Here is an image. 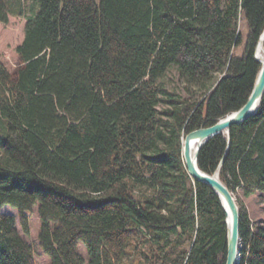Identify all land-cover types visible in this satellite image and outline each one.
Masks as SVG:
<instances>
[{"label": "trees", "instance_id": "trees-1", "mask_svg": "<svg viewBox=\"0 0 264 264\" xmlns=\"http://www.w3.org/2000/svg\"><path fill=\"white\" fill-rule=\"evenodd\" d=\"M11 15L27 22L17 72L0 59V264H37L18 219L30 235L38 203L51 264H225L226 213L183 139L247 102L264 0H0ZM173 67L184 92L163 79ZM230 139H210L200 167L226 155L222 180L264 204V97ZM239 206V264H264V218Z\"/></svg>", "mask_w": 264, "mask_h": 264}, {"label": "water", "instance_id": "water-1", "mask_svg": "<svg viewBox=\"0 0 264 264\" xmlns=\"http://www.w3.org/2000/svg\"><path fill=\"white\" fill-rule=\"evenodd\" d=\"M264 37V31L260 40ZM256 47L255 57L261 64V69L257 76L254 88L247 102L238 110L233 111L223 118H220L210 126H203L188 133L183 139V158L189 175L197 182L209 185L221 200L226 213V223L228 228V250L225 264H239L241 258V210L235 193L222 180L220 171L224 165L226 155L220 161L215 173L204 171L199 165V155L202 147L213 137L223 134L228 136V149L231 143V128L240 124L258 112L264 97V60L258 57Z\"/></svg>", "mask_w": 264, "mask_h": 264}, {"label": "rangeland", "instance_id": "rangeland-1", "mask_svg": "<svg viewBox=\"0 0 264 264\" xmlns=\"http://www.w3.org/2000/svg\"><path fill=\"white\" fill-rule=\"evenodd\" d=\"M25 3L28 13V11L31 10V6L35 3V0H25ZM26 22L27 19L24 15H11L8 22H0V59L9 68L12 74H15L21 65V60L16 49L24 40ZM240 28L243 33V44L235 50L237 54H241L243 52L249 33L248 24L245 19H242ZM163 79L172 90L184 92L183 88L185 84L181 80L177 68H171ZM235 196L238 203L242 202L245 206L251 221H258L264 218V204L260 202L258 196L254 195L251 197H245L241 192L235 193ZM39 206L40 205L38 203L34 208V212L28 213L30 235H26L24 233L19 219L18 227L20 228L22 235L34 246L37 264H51L50 257L43 252L39 244V235L43 223L39 216ZM2 211L19 217V210L11 205H6ZM78 250L86 259L89 258L88 250L83 243L79 244Z\"/></svg>", "mask_w": 264, "mask_h": 264}, {"label": "bare ground", "instance_id": "bare-ground-1", "mask_svg": "<svg viewBox=\"0 0 264 264\" xmlns=\"http://www.w3.org/2000/svg\"><path fill=\"white\" fill-rule=\"evenodd\" d=\"M258 57L260 60H264V37L260 40L258 48Z\"/></svg>", "mask_w": 264, "mask_h": 264}]
</instances>
